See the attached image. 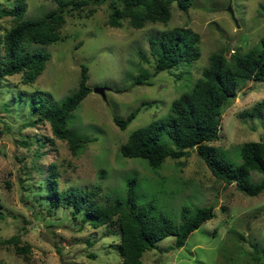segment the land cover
<instances>
[{
  "label": "rangeland",
  "instance_id": "1",
  "mask_svg": "<svg viewBox=\"0 0 264 264\" xmlns=\"http://www.w3.org/2000/svg\"><path fill=\"white\" fill-rule=\"evenodd\" d=\"M10 3L0 0L1 7L9 8ZM24 3L23 19L55 7L49 0ZM93 7L89 17L83 12L64 15L59 28L62 40L31 45L48 54L33 82L23 83L20 73L0 80V264H120L113 249L117 236L109 235L106 226H80V218H73L70 209L53 208L48 215L46 206L30 200L23 187L35 189L50 163L59 173L58 189L96 187L98 203L123 201L126 180L133 179L137 202L146 205L148 214L160 213L178 223L182 206L192 212L211 206L212 217L192 231L181 247H174V236H166L156 242V248L143 252L141 264H264V189L249 196L233 183L216 180L193 150L180 159L183 165L166 158L158 169L118 152L131 131L164 116L170 102L189 90L210 52L221 50L227 58L233 50L243 53L257 44L264 32V0H192L185 12L172 3L165 25L147 23L139 29L126 20L121 27H108L106 5ZM11 24L9 17L0 16V35ZM180 26L198 35V59L157 72L148 77V85L134 84L139 72L152 70L148 39L156 30ZM80 64L87 69L89 92L66 116V128L86 142L72 155L65 141L52 136L46 122L25 123L36 117L28 109L33 96L42 94L56 104L76 88ZM95 87L105 89L104 99L93 91ZM263 97L264 83L249 80L220 107L217 138L210 144L233 164L239 161L238 144L264 137L263 110L260 116L249 115ZM144 102L150 105L141 107L123 130L117 128L113 118L125 119ZM35 136L51 142L44 140V146L37 148ZM162 140L172 147L166 136ZM251 177L261 178L255 172ZM10 237H17L18 245H27L28 251L15 253L13 242H6Z\"/></svg>",
  "mask_w": 264,
  "mask_h": 264
},
{
  "label": "trees",
  "instance_id": "2",
  "mask_svg": "<svg viewBox=\"0 0 264 264\" xmlns=\"http://www.w3.org/2000/svg\"><path fill=\"white\" fill-rule=\"evenodd\" d=\"M49 1L55 3L53 9L30 19L22 17L24 0H11L9 8L0 6V16L9 17L12 23L0 35V80L20 73L23 83L33 82L44 69L48 54L33 49L31 45H47L62 40L59 28L66 14L81 16L83 12L84 17H89L94 12L93 6L105 4V25L118 28L126 20L131 27L139 29L147 23L165 25L171 16L172 3L181 12H185L192 3V0ZM148 43L150 54L154 57L152 70L139 72L134 84L148 85V77L162 70L169 71L173 67L189 65L200 55L198 35L186 26L156 30ZM24 45L29 49L24 50ZM86 70V66L80 64L76 88L56 104L49 97L35 93L40 96H33L28 109L36 117L25 123L31 126L38 121L46 122L52 136L65 141L72 155L78 154L86 139L67 130L66 116L89 92ZM249 80L264 83V32L257 44L243 53L233 50L226 58L221 50L210 52L206 66L201 69L200 76L189 90L170 102L164 116L131 131L119 145V154L125 158H141L150 169H158L166 158L174 160L177 165H183L180 159L187 157L189 151L193 150L216 180L225 184L233 183L245 195H257L264 189V137L258 141L238 144L239 161L236 164L223 158L216 147L210 144L217 138L220 107L234 96L243 82ZM149 105L140 103L125 119L113 118L114 124L123 130L141 107ZM262 110L264 112V97L253 106L249 115L260 116ZM165 136L172 147L164 144L162 138ZM44 140L51 142L48 137L40 139L35 136L37 148L44 146ZM34 153L37 155V149ZM47 168L48 172L36 181L35 189L27 188V185L23 187L28 189L30 200L46 206L48 215L52 214L53 208L70 209L73 218H80V226L86 224L93 229L106 226L111 230L109 235L117 236L113 249L120 258V264H141L143 252L156 248V242L166 236H174V247H181L192 231L212 217L209 205L198 207L193 212L182 206L178 223L160 213L148 214L146 205L137 202L133 179L126 180L123 201L98 203L94 199L97 195L96 187L89 190L72 187L58 189L56 179L59 173L56 165L50 163ZM253 172L261 178L253 181ZM17 240V237H10L6 242H13L15 253L24 254L28 246H19Z\"/></svg>",
  "mask_w": 264,
  "mask_h": 264
},
{
  "label": "water",
  "instance_id": "3",
  "mask_svg": "<svg viewBox=\"0 0 264 264\" xmlns=\"http://www.w3.org/2000/svg\"><path fill=\"white\" fill-rule=\"evenodd\" d=\"M226 11H228L230 13V15L232 16L233 13H232V10L230 9L229 6L226 7ZM235 25H236V22L234 21ZM237 27V25H236ZM104 88L103 87H95L93 88V91L98 93L103 99H104Z\"/></svg>",
  "mask_w": 264,
  "mask_h": 264
}]
</instances>
